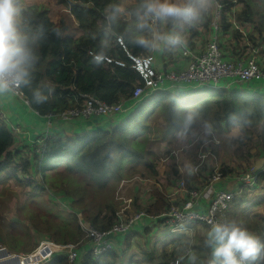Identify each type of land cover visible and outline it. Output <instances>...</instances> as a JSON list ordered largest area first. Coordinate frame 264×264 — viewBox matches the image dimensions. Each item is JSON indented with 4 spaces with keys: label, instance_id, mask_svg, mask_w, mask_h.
<instances>
[{
    "label": "trees",
    "instance_id": "trees-1",
    "mask_svg": "<svg viewBox=\"0 0 264 264\" xmlns=\"http://www.w3.org/2000/svg\"><path fill=\"white\" fill-rule=\"evenodd\" d=\"M56 1L59 3L58 9L65 13V16L58 21L54 20L51 9L44 4L21 6V31L35 41L37 49L31 83L28 86H22L31 107L41 115L57 114L81 105L89 97H94L109 104L126 100V107L130 108L113 118L106 116L98 118L99 125L93 130L66 136L54 134L52 137H45L42 135L34 142L28 139L19 140L17 131L10 126L0 111V183L9 179L23 188H28L29 193L23 200V204L33 207L35 211L28 215L35 232L40 236L49 237L58 244L74 245L87 242L83 239L84 233L79 223L81 218L100 230L109 229L115 223L118 212L116 202L101 206L95 203L93 196L95 191L106 187L112 188L115 192V187H119L120 182H129V178H124L126 165H129L127 170L132 173L138 164L145 162L147 173L142 172L141 176L158 175L157 163L145 161L149 159L148 153L144 152L145 145L142 148V142L138 140V137L148 129V120L152 115L161 112L172 120L178 110L184 109L188 113L200 115L201 126L218 134L228 132L236 125L254 127L264 124V91L261 93L250 88L157 91L132 106L134 88L142 84L143 79L134 68V61L130 56L143 57L149 53L131 42L132 34L128 32V25L132 22L131 17L120 16L116 23L109 27L108 16L111 14L112 7L123 6L125 0ZM217 1L226 4L221 18V32H223L221 45L224 49L229 33H232V37L239 42L243 34L239 30H231L233 23L229 20L228 12L230 13L234 7V2L232 0ZM136 3L138 0H133L126 8H131ZM261 3L262 14L256 12L252 2L235 14L238 22L246 23H254L256 16L262 15L256 28L259 32V37L256 39H262L264 34V0ZM210 10L200 19L204 22L203 27L209 34L213 19ZM200 20L195 26L189 27L193 36L197 35L196 30ZM167 26L170 27V25ZM251 38L255 39L253 35ZM105 40L108 42L104 50L105 59L96 63L95 56L101 52L102 41ZM188 45L192 46L191 40L188 41ZM166 54L171 55V60L174 58L171 53L166 52ZM164 66L163 69L168 70L166 65ZM36 91L47 99L37 102L33 97ZM190 129L187 128V132ZM189 139L190 137H179L180 147L186 145ZM174 145H177V142ZM213 147L216 154V146L213 145ZM210 169L214 171V168ZM222 170L225 174L238 173L237 170L228 167H223ZM208 172L205 170L202 174L207 176ZM174 173L178 175V170L174 169ZM76 174L88 177L89 183L76 181L78 186L66 188L63 192L65 181L69 178L70 182L73 180V183ZM169 184L170 180L163 183L164 186ZM196 186V183L189 184L191 189ZM254 188L264 192V171L259 173ZM47 189L49 190L46 196L47 203L40 206L38 190ZM51 190L64 195L66 209L58 205L60 199L56 194L50 195ZM86 191L90 193L89 199L86 198ZM132 197L135 212L144 211L148 216H157L156 219L147 218L141 226L142 234H146V238L149 237L147 238L149 249L153 248L152 242H166L165 235L176 234L171 242L164 246L159 261L156 263L149 258L150 264H170L177 259H181V263L186 264L188 261L184 260L186 257L182 255L183 251L176 249L181 244L179 240H183L195 229L201 230L199 237L205 241L206 231L208 232L209 228L205 224H187L182 230L172 232L165 220L159 217L169 206L168 200L159 189L151 192V199L149 198L147 204L142 202L138 193ZM237 199V197L234 199L231 207ZM0 201H5V197L1 194ZM90 204H93L95 211H88ZM231 210L232 208L228 212ZM15 229L16 226L11 225L7 232L15 231ZM257 230L260 232L259 236L264 239V217L261 228ZM139 234L141 233L130 232L121 236L118 245H122L125 239L129 248L134 238L137 237L138 240L143 238ZM18 236L19 234L5 233L0 229L2 241L7 237L14 239L10 240L11 243L9 242L13 250L24 248L22 250L28 251L25 245L30 242L33 234L25 233L24 239ZM132 237L134 238L131 240ZM208 255L209 249L207 258ZM117 257L118 254L114 249L100 258L90 254L83 258L80 256L71 263L68 255L57 254L46 264H110L116 261Z\"/></svg>",
    "mask_w": 264,
    "mask_h": 264
},
{
    "label": "built area",
    "instance_id": "built-area-1",
    "mask_svg": "<svg viewBox=\"0 0 264 264\" xmlns=\"http://www.w3.org/2000/svg\"><path fill=\"white\" fill-rule=\"evenodd\" d=\"M225 5L222 1L216 2V11L211 22L212 36L200 54H193L186 45L182 47L183 54L191 57L184 69L163 71L158 68L154 55L130 56L134 61V68L143 79V83L134 88L133 106L157 91L172 92L198 88L227 89L233 83L264 79V65H261L256 55L248 60L228 61L225 59L219 39L220 21ZM119 41L123 43L121 39ZM262 58L264 62V50ZM12 94L21 97L27 105H30L22 87ZM127 110L129 108L126 107V103L109 104L89 97L81 105L57 114H46L48 130L44 136L52 137V121L56 118L63 121L89 120L92 117H112ZM196 143H198L197 150L195 148ZM211 144L217 146L220 144V140L215 132L204 130L196 134L191 143L183 146L182 149L172 150L167 157L163 158L164 163L174 160L180 172L174 179L176 185L172 193L162 189L169 206L159 217L165 220L172 232L182 230L187 224H205L210 229L211 223L226 218L234 199L245 194L249 188L254 187L259 173L264 171V166H262L237 178L232 174L227 175L223 171L214 170L206 178H202L201 172L207 164L206 158L216 156L210 148ZM182 158L186 159L188 170L184 168L182 163L184 159ZM186 172H188L187 177ZM230 176L234 178L233 189L217 187L219 182H225ZM198 178L203 183L200 188H198L200 186ZM190 183H196L197 186L191 189L189 188ZM128 201L131 202L132 200L129 199ZM147 218L156 219L157 216H148L144 211H141L136 216L129 218L124 215V210L118 211L115 223L106 230L97 229L93 224L81 218L79 223L84 233L83 239L87 241V253L100 258L107 252L114 250L116 248L114 241L116 236L132 232L135 224ZM81 244L61 245L46 241L33 251L16 253L0 243V264H45L57 254L68 255L70 262L73 263L83 254L84 249L80 248ZM170 264H182L181 259L173 260Z\"/></svg>",
    "mask_w": 264,
    "mask_h": 264
},
{
    "label": "rangeland",
    "instance_id": "rangeland-1",
    "mask_svg": "<svg viewBox=\"0 0 264 264\" xmlns=\"http://www.w3.org/2000/svg\"><path fill=\"white\" fill-rule=\"evenodd\" d=\"M20 1H21L20 3L21 6H29L34 4H44L48 6L51 9L52 17L56 21H58L62 16H65V13L61 12V9H58L59 3L56 0H38V1L20 0ZM249 1L244 0V3L248 4L252 2L256 7L255 9L256 12H259L261 14L263 13L262 12L263 7L261 3V1L263 0H249ZM132 2L133 0H125L123 7L126 8V6ZM208 2L211 6L213 0H208ZM235 9H238V7L235 6ZM214 13L215 10L213 14ZM205 36L207 35L205 34ZM185 39H186V43L188 44L189 36H187ZM207 40H209V38ZM206 43L207 41L205 39L201 41V44L204 47ZM169 53L172 54L173 52H169ZM176 54L173 55L174 58ZM188 114L189 113L186 110L181 109L176 112L172 120H170L167 116L161 114V112L156 113L149 118L148 129L145 131L143 135L138 137V140L142 142V148H144L145 145L144 152L148 153L147 157L149 159H146L145 161H149V162L154 161L159 166V162H162V158L167 157L170 151L182 149V147H180L178 143L179 137L182 138L190 137L189 143H191L193 141V136L195 133L198 134L199 132L207 130L205 129L204 126H201L200 124L201 123L200 115L196 113H191L193 119L191 122H187L186 117L188 116ZM187 128L188 129L191 128L190 131L187 132L186 130ZM217 138L220 140L221 144L217 147L218 151L216 153V156L213 155V156H208L206 158L205 161L207 162V164L202 169L201 172L202 178H206L210 173L213 172L211 171L210 168H214V170H220V171H223L222 170L223 167L235 169L238 171V173H235L233 175L234 177L239 178L240 176L249 173L251 170L255 169L256 167L263 166L264 164V124L263 123L254 127H241L239 125H236L233 126L232 129L228 132L227 131L219 132ZM176 142L177 145H174V143ZM197 144L198 143H196L195 145L196 150H197L196 147ZM213 145L214 144H211L210 148H212V151L215 152ZM144 163L138 164L136 170L132 172L133 174L127 170L129 168V165H126L124 169V173H125L124 178H129L130 181L120 182L121 183L119 184L120 186L115 187L116 188L115 192L113 191L112 188H108V187L102 188L99 191H95L93 196L95 199L94 200L95 203L100 204L101 206H105L109 203L116 202L117 210L118 211L124 210V215L126 217L130 218L136 216L137 213L139 212H135L134 202H133L134 198L132 196L135 193H138L142 198V202L144 204H147L149 198L151 199L152 189L154 188V186L157 185L155 180H153V182H149V177L152 176L150 175L148 176V174L146 176H141L142 172H146ZM183 166L186 170H188L187 161H185ZM205 170L209 171L207 173V176H204L202 174L203 171ZM186 174H188V172H186ZM143 179H147V180H143ZM72 181L70 182L69 178L67 181H65L64 184L65 188L62 190L63 192L64 190H66V188L68 189L78 186V183H75L76 181L80 183L83 182L84 184L86 182L87 184L89 183L88 177L85 178L84 176L79 174L75 175V180L73 183ZM198 183L200 184L198 188L203 186V183L199 178H198ZM169 185H171V181ZM169 185L167 186V189L169 188ZM27 189L28 188H23L20 185L16 184L14 181L9 179H6L2 183H0V194L5 197V201H0V229L5 233H10V234L13 233L14 235L19 234L18 238L21 239H24L26 237L25 233L33 234V237L30 240V242L29 243L27 242L25 245L28 251L22 250L24 248L19 250H13L10 247L11 245L9 244V242L11 243V241L14 240L12 237H10L9 239L7 237L3 241L2 239H0V241H2L0 242L1 244L6 245L8 248L10 247L11 249L10 248L9 249L16 253L30 252L35 249L34 248L30 250L35 245L39 246L40 244L46 241L54 242L49 237L43 235L40 236V234L35 232L34 229L32 228L31 220L28 215L34 213L35 211L33 210V207L30 208L29 206L27 205L25 206L23 204V200L27 197L29 193ZM38 193H39L38 199L40 203L39 205L43 206L44 203H47L46 196L49 194V190L48 189L44 191L38 190ZM55 194L58 196L60 201L58 204L54 200L55 197L53 201H55L62 209H66L67 208L65 207L66 202L63 200L65 199L64 195L54 193V191H52L50 195L53 196ZM89 194L90 193L87 192L86 194L87 199L90 198ZM260 194L261 191L259 190L255 191V193H252V197L250 198V200H257ZM263 195L264 194L260 196V198L262 199L261 203L259 204L260 206L254 203L248 206L244 202L232 206L231 214L230 212H228L226 214V219L242 222L251 232L259 236L260 232L257 229L261 228V224L263 223V217H264ZM129 199H131L132 201L129 202L128 201ZM92 205L93 204H90L87 208L88 211L90 212L95 211V208ZM48 206L50 205L48 204ZM255 207H259V208L255 209ZM11 225L16 226L15 231L7 232V229H9ZM141 226L142 225L139 223L138 228H140ZM200 233L201 230L196 231L195 229H193L190 235L184 237L183 240H179L181 241V244H179L176 249H178L179 251H183L182 255L185 256L186 258L191 252H195V254L198 257L197 264H206L205 261L207 260L206 254L208 249L205 246V243L202 240V238L199 237ZM139 235H142L141 237L143 238H139L138 240L137 237L136 238L132 237L131 240L133 238L134 239L132 241L130 240L131 241L130 245L132 244V246H130L129 248H127V241H125L124 239L122 246H118L116 250L118 251V258L116 259V261L114 260L113 262H110V264H150L151 261H149V258L157 263L159 261V258L161 257L162 251L164 250V246L169 242H171V239H173L176 234L169 233L165 235L167 238L166 242H162V241L152 242L153 248L151 249H149V245H148L149 243L147 238L149 237L146 238V234H142V233ZM186 258L184 260H187ZM186 264H189V262H187Z\"/></svg>",
    "mask_w": 264,
    "mask_h": 264
},
{
    "label": "clouds",
    "instance_id": "clouds-1",
    "mask_svg": "<svg viewBox=\"0 0 264 264\" xmlns=\"http://www.w3.org/2000/svg\"><path fill=\"white\" fill-rule=\"evenodd\" d=\"M209 8L208 0H138L131 8L113 6L109 27L120 16L131 17L128 32L136 47L147 53L177 50L186 44V29L195 26ZM21 17L20 0H0V95L31 83L37 49L35 41L22 33ZM164 25L170 27L164 30ZM107 45V40L102 41L96 63L105 59ZM33 97L37 102L47 99L39 91ZM186 119L191 122L192 114ZM204 243L209 249L206 264H264V239L242 222L225 218L211 223ZM187 260L197 264L198 257L191 252Z\"/></svg>",
    "mask_w": 264,
    "mask_h": 264
},
{
    "label": "crops",
    "instance_id": "crops-1",
    "mask_svg": "<svg viewBox=\"0 0 264 264\" xmlns=\"http://www.w3.org/2000/svg\"><path fill=\"white\" fill-rule=\"evenodd\" d=\"M36 1H38V0H36ZM232 1L234 2V7L230 10V13L228 12L229 20L233 23L231 30H239L243 34V37H242V40L239 42L232 37V33H229L227 35L228 42L225 43V47L223 49L224 57L228 61H238V60H248L252 56L256 55L258 57V60L261 62V65H264L263 58H262V52L264 50V34H263L262 39H256L259 37V32L256 31V28L260 23L262 15L261 14L257 15L254 23L238 22L235 14L237 12L242 11L246 4L244 3V0H232ZM216 2H217V0H213L212 5L210 6V8H211L210 11H211L212 16L214 15L213 14L214 10L216 11V9H215ZM20 3H21V1H20ZM235 6H237L238 9H235ZM203 25H204V22L202 20H200V24L198 25L197 30H196L197 35H195V36H193L190 29H186V31L184 33L185 38L187 36H189L188 40L192 41V46H189L187 43L185 45L191 50V52L193 54H200L202 52V50L204 49V46L201 44V41L203 39L208 41L207 39L212 36V29L210 31V37H209L208 31L206 32V29H204ZM210 25H211V23H210ZM157 27L159 28V25H157ZM163 28H164V30H167L169 27L167 25H164ZM205 34L208 37L205 36ZM251 35H253V37H255V39H252ZM222 36H223V32L220 31L219 32V39H220L221 43H222ZM121 44H123V43H121ZM177 51H178V53H177ZM166 52H168V53L173 52L172 55H174L176 53L177 54L175 55V58H173L171 60L170 59L171 55L170 56H167V54L165 55ZM149 55L155 56L158 68L163 70V71H168L171 69H179V70L184 69L188 65V62L191 58L190 56H185L183 54L182 48L177 49V50H165V51L157 52V53H149ZM163 59H164V61H163ZM164 65H166V69H168V70L163 69L165 67ZM236 88H243V89L250 88V89H254L255 91H259L262 93L264 91V79L258 80V81L252 80V81H248V82H244V83H233V85L227 89H236ZM120 103H127V101L122 100ZM0 111L4 114L8 123L10 124V126L13 127V129L17 131V133L19 135V140L28 139L30 142H34L36 139H39L40 136L44 135V133L48 130V120L45 117V115L39 114V112H37L35 109H33L31 107V105H27L26 102L21 97H17L15 95H13L12 93L0 95ZM121 114H123V113H121ZM121 114H118V115H121ZM118 115H115V116H118ZM115 116H112V117L106 116V117L107 118H113ZM98 118H100V117H92L89 120L73 119V120H69V121H63L60 118H56L52 121V129H51L52 136L54 134L66 136L68 134L80 133V132H84V131L93 130V129L97 128L99 125ZM216 134H217V136L219 135L218 133H216ZM219 145L216 146L217 151H218L217 147ZM182 163L184 164L185 160H183ZM174 169L178 170L174 160H171L168 163H164L163 158H162V162H159V166H158V175L149 177V182H153V180H155V182L157 183V185L154 186L152 191L156 188L157 189L160 188L159 190L162 192V189L165 188L163 190H165L168 193H172L174 191V188L176 185L174 179H175V177H177L180 174V172L178 170V175H175ZM167 170H168V172H167ZM186 175L188 176V174H186ZM168 176L170 177L171 186H169V188L167 189V186H164L163 183L169 182ZM140 180H142V179H140ZM143 180H147V179H143ZM233 180H234V178L232 176H230L229 179H227L225 182H222V183L219 182L217 187L222 188V189H233L234 188V181ZM128 181H130V180H128ZM161 185L163 188L161 187ZM253 191L255 193V191H257V190L254 187H252V188H249L245 192V194L248 192L250 194L248 193L246 196H245V194L242 196H238L237 202L234 205H237V204H240L241 202H244L248 206L250 204H253V203L258 204V206H260L259 204L261 203V200H262L260 198V196L262 194H264V192H261V194L258 196L257 200H250V198L252 197ZM149 192H150V190H149ZM230 208H232V207H230ZM257 208H259V207H255V209H257ZM230 214H231V212H230ZM145 220L146 219L139 221L138 224L140 223L142 225L143 221H145ZM138 224H135L132 232L142 233L143 228L142 227L138 228ZM127 234H129V233H127ZM120 238H121L120 235L115 237V240H114L115 244H116L115 251L117 250L118 246H122V245H118L119 244L118 241L120 240ZM130 246H132V244ZM80 248L84 249L83 254L81 256L82 258L87 256V255H90L86 251L88 248V245L85 242L80 245ZM116 252L118 254V251H116ZM125 253H126V251H125ZM127 253H128V250H127ZM124 258H125V256H124Z\"/></svg>",
    "mask_w": 264,
    "mask_h": 264
},
{
    "label": "water",
    "instance_id": "water-1",
    "mask_svg": "<svg viewBox=\"0 0 264 264\" xmlns=\"http://www.w3.org/2000/svg\"><path fill=\"white\" fill-rule=\"evenodd\" d=\"M263 166H264V164H263ZM260 167H262V166H260ZM260 167H256L255 169H258V168H260Z\"/></svg>",
    "mask_w": 264,
    "mask_h": 264
}]
</instances>
